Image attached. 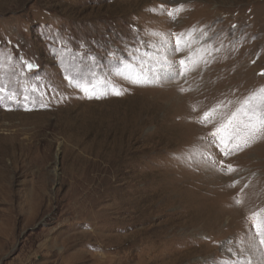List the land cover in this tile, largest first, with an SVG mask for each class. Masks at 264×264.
<instances>
[{"label":"rangeland","instance_id":"374dc122","mask_svg":"<svg viewBox=\"0 0 264 264\" xmlns=\"http://www.w3.org/2000/svg\"><path fill=\"white\" fill-rule=\"evenodd\" d=\"M262 73L264 0H0V264H264V129L208 139Z\"/></svg>","mask_w":264,"mask_h":264},{"label":"snow or ice","instance_id":"6c2138e0","mask_svg":"<svg viewBox=\"0 0 264 264\" xmlns=\"http://www.w3.org/2000/svg\"><path fill=\"white\" fill-rule=\"evenodd\" d=\"M179 10H183V5L179 6ZM172 11L174 12L176 10ZM172 18L174 19L175 17L173 16ZM196 31V29H191L188 33H180L176 35V50L181 49L182 41H184L183 46L190 47L195 39L194 34ZM201 35H203L202 30ZM164 43L167 44L168 42L165 40ZM191 58L192 57H189V59ZM179 63L180 65L185 66L187 61L181 60ZM26 67L29 71H31V69L35 66L28 63L26 64ZM169 67H171L170 62ZM190 70L191 69L185 67V71ZM181 74L182 73L180 72L176 73V75ZM75 86L82 87L83 91L88 94V98H93L95 95L94 85L89 86L87 84H77ZM180 90L182 92L185 91L183 88ZM116 94L121 95L122 93L117 91ZM5 96H7L8 99H16V93L7 85L0 83V101H2ZM25 99H27V97H25ZM17 102L19 103V101ZM217 114V107L210 108L199 117V122L207 126L208 124L213 123ZM259 129H264V87H261L258 92H254L247 97L243 104L237 108L235 112H232L230 116L218 123L208 134V139L209 143L219 146L223 155L227 157L234 154L235 151L241 150L242 147H247L252 133L254 131H258ZM219 164L220 167L218 170L220 171L227 169L228 174L237 171V169L231 164L224 165L223 161H220ZM236 183H238V181L233 182L232 186L235 187ZM236 203L240 204L242 201L237 200ZM251 220L253 221L255 230L261 237H264V209L252 213ZM261 243H264V239L261 240Z\"/></svg>","mask_w":264,"mask_h":264}]
</instances>
